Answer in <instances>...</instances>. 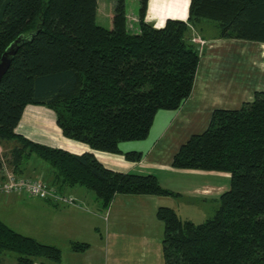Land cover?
<instances>
[{
    "label": "trees",
    "instance_id": "1",
    "mask_svg": "<svg viewBox=\"0 0 264 264\" xmlns=\"http://www.w3.org/2000/svg\"><path fill=\"white\" fill-rule=\"evenodd\" d=\"M111 1L105 28L95 22L97 0H0V57L18 39L0 79V146L12 143L4 156L22 176V162L34 154L48 164L47 183L58 191L84 187L102 207L116 195L176 194L152 174L114 171L91 152L70 153L16 133L27 105L51 110L63 137L139 161L140 152H122L120 145L144 140L157 111L178 110L188 99L203 51L191 34L214 28V39L259 43L264 60V0H189L186 19L167 18L160 27L145 21L149 0H137L130 23L126 0ZM170 167L225 173L229 184L200 223L157 208L164 264H264V90L237 109H212L203 131L178 146ZM88 246L70 244L73 252ZM8 253L15 264L62 258L58 247L0 220V258Z\"/></svg>",
    "mask_w": 264,
    "mask_h": 264
},
{
    "label": "crops",
    "instance_id": "2",
    "mask_svg": "<svg viewBox=\"0 0 264 264\" xmlns=\"http://www.w3.org/2000/svg\"><path fill=\"white\" fill-rule=\"evenodd\" d=\"M151 2L152 0H149L148 2L145 21L150 24L152 23L155 27L163 25V22L160 23V20L164 21L167 18L184 20L187 17V15L185 17H170L164 14L154 15ZM204 51L205 49L203 48V54ZM209 61L206 64H202V62L199 61L191 94L181 108L175 111H159L161 113H158V116L163 123L162 125L159 123L156 128L155 126L153 127L155 128V131L152 140L143 143H133V147L130 149L120 148L122 152L131 150L140 152L142 157L139 161L126 160L120 154H110L92 150L86 144L63 137L60 129L55 123V118H53L50 113L51 110L42 106L27 105L23 110L21 119L15 128V132L27 139H31L35 133L30 129L32 128L30 123H33L34 120L41 121L42 117H44L48 123L47 127L49 130L55 133L53 134L45 128L34 127V129H40L43 131L42 137H37L42 140L44 144L49 146L53 145L56 148H61L74 154L91 152L101 164L111 170L137 175L152 174L157 178L159 184L163 188L170 189L168 188L170 187L169 183L173 181L177 175L187 176L190 172L196 171L181 170V172H179V170L170 167L171 157L180 144L172 143L171 145H168L171 149L167 150L168 152L166 153L165 159H162L163 157L160 156V149L162 150L160 145L167 138V130L173 124L178 126L184 123L187 119L184 112L187 108L186 106H191L192 109H196L201 114L196 115V117L198 116V119L201 120V124L193 129L206 127L212 109L218 107L221 108L223 106L221 99L222 94L220 92L208 93L207 89L211 88V85L213 86L220 82L227 85L230 82H237V86L235 87L237 91H243L244 88L239 83L238 79H236L238 78L236 75H229L231 79L222 78L220 76L215 80L210 73H212V70H215L217 62ZM246 68L245 74L249 75L248 63L246 64ZM261 71H264V69ZM241 73L244 72L241 71ZM226 91L229 90L227 89ZM247 98H252L251 92L247 94ZM232 100L233 102H236V96H233ZM37 114H41V116H38L39 118H37ZM169 120L170 126L166 132L160 135L159 132L167 126ZM176 122L178 125L175 124ZM35 125L41 127L44 126V123L36 122ZM200 125L202 126L199 127ZM52 136L54 138H51ZM179 137L186 140L188 136L180 133ZM157 153L159 156H157ZM24 170L27 169L23 168L21 173L26 175ZM33 172V175H36L37 172ZM200 172L201 171H198L195 174H206L210 177H218L226 180L228 178V175L225 173L222 174L213 171ZM45 173L49 175L50 171L44 169V174ZM202 187L203 188L198 189L196 187L188 188V186H183L182 191H184V193L206 196L213 190L215 192L218 191L219 194L228 188V186L224 187L221 185ZM59 191L72 198L79 206L63 205L60 203L56 204L36 197L15 194H1L0 204L8 205L13 202V200L9 201L11 196L14 198H36L40 201L38 205H40L39 208H41V210L46 212L49 210V212L56 217L54 221L50 218L49 225L46 226L45 231L41 232V235L43 234L50 238L45 240L48 242H45L44 244L56 246L61 250L62 258L59 264H164L161 252L163 225L156 218L155 214L158 207H169L175 211L176 208L173 207L171 203H168L167 200L172 201L178 199L180 197L179 191L177 197L116 195L106 207H102L100 202L95 199L93 193L84 187L66 186ZM218 194L216 193L215 195ZM0 215L3 216L0 217V220L8 225L9 222L6 220L7 214ZM16 225L17 222L16 224H13L14 227H16ZM44 236L40 238H43ZM38 240L41 242L44 241V239ZM72 242H84L89 246L83 252H73L70 248ZM11 259L10 255H3L0 258V264H8V262H11Z\"/></svg>",
    "mask_w": 264,
    "mask_h": 264
},
{
    "label": "rangeland",
    "instance_id": "3",
    "mask_svg": "<svg viewBox=\"0 0 264 264\" xmlns=\"http://www.w3.org/2000/svg\"><path fill=\"white\" fill-rule=\"evenodd\" d=\"M151 3H152L151 4L152 12L154 13V15L164 14L170 17L171 16L185 17L188 12L189 0H152ZM97 6L98 7L95 17V22L97 25L106 28L109 26V16H110L109 12L112 7V1L97 0ZM125 10L127 14L126 18L130 23V21L136 18L134 17V15H137V10H138L137 0H126ZM162 22L163 21L160 20V23ZM202 31L203 34H199L198 32L196 33L194 32L193 34H191V37H195L201 40V42L199 41V43L202 44L201 49L203 48L205 49L204 54L201 53L200 62H202V64H206L209 60H211L209 62H217L215 70H212V73H210L215 80L218 79L220 76L222 78L231 79L229 75L232 76L236 75L238 76V78L236 79H238L239 83L244 87L243 91L241 90L237 91L235 89V87L237 86V82H230L228 84L229 86L227 84L220 82L213 86L211 85V88L207 89L208 93L220 92L222 94L221 95L222 104L223 106H226L224 108L237 109L239 108L242 102L251 100V98L249 99L247 98V94L249 92H251L252 95L253 91L264 90V71H261L264 69V60H263L261 44L256 42H248V41H240V40L214 39L213 37L215 36V32H216L214 28L203 29ZM203 36L205 37V39H203ZM195 45L197 46V44ZM247 63L249 64V75L245 74V71L247 69L246 68ZM241 71H243L244 73H241ZM227 89L229 91H226ZM233 96H236L237 98L236 102H233L232 100ZM186 107L187 108L184 112L185 115L187 116V119L184 121L182 125H178V123L176 122L175 124H177L178 126L173 124L168 129V127L170 126V120H169L167 122V126L159 132V134L162 135V133L166 132V130L168 129L166 132L167 138L160 145V148H162V150L159 148L161 152L160 156L163 157L162 159H165L166 153L168 152L167 150L171 149V147H169L168 145H171L172 143L179 145L185 141L183 140L182 137H179L180 133L189 136L192 133H199L204 129V127H201L202 125L199 126L201 127V129L200 128L193 129L197 127L199 124H201V120L198 119V116L196 117L197 114L198 115L201 114L196 109H192L191 106H186ZM159 111H167V110H159ZM159 111H157V113L155 114L152 126L149 130L147 137L144 140L123 142L120 148L130 149L133 147L132 146L133 143H143L152 140L156 126L159 123H161L160 125H162L163 123V121H161L158 116V113H161ZM50 113L53 116V118H55L54 113L52 111H50ZM38 116H41V114L36 115L37 118H39ZM36 122H43L44 126L41 127L36 126L35 125ZM47 125L48 123L46 122L44 117H42L41 121L34 120L33 123H30V126L32 127L30 129L35 134H33V137L29 140L42 145L49 146L47 144H44V142L37 137V136L42 137L43 131H41L40 129L39 130L34 129V127L45 128L46 130L51 132V130H49ZM154 126L155 128H153ZM51 138L54 137L52 136ZM11 146L12 143H5L4 145L0 146L1 153L4 154L8 152ZM157 156H159L158 153ZM21 166L22 168L27 169L24 170L26 174L23 175L24 177L31 176L30 178H41L43 181L48 182L47 180L49 176L46 173L44 174V169L48 170L49 168L48 164L42 161L41 159H39L34 154L31 155L28 158V160L23 161ZM32 170L37 172L36 175H33L34 172ZM179 172H181V170H179ZM196 172H190V174L187 176L177 175V177H175L173 181L169 183L170 187L168 188L170 189L168 190L176 194V196L173 197H177L179 194L180 197L172 201L170 200L167 201L168 203H171L173 207L176 208L175 212L181 219L190 220L194 223H200L212 215L216 206L214 200L217 195L215 194L216 193L218 194V191L215 192L213 190L209 195L201 196L197 194L184 193V191H182L183 186H188V188L196 187L198 189L203 188L202 186L214 187L221 185L226 187L229 184V179L227 178L226 180L218 177H210L206 174L196 175L195 174ZM10 200H13V202L9 203L8 205L0 204V214H7L6 220L9 222L8 225L13 229H15L18 233L34 238L35 240L44 239V241L42 242L38 240L41 243L48 242L45 240L50 238L46 235L45 236L43 234L41 235V232L45 231L46 226L49 225L50 218L54 221L56 217L52 213H50L49 210H47V212L41 210V208H39L40 205H38L40 201L37 200L36 198H28V199L14 198L13 196H11L9 198V201ZM0 217L3 216L0 215ZM16 222L17 225L16 227H14L13 224L14 223L16 224ZM42 236L44 237L40 238ZM7 255H10L12 258L10 260L11 262H8V264H15L13 260L14 253H8Z\"/></svg>",
    "mask_w": 264,
    "mask_h": 264
},
{
    "label": "built area",
    "instance_id": "4",
    "mask_svg": "<svg viewBox=\"0 0 264 264\" xmlns=\"http://www.w3.org/2000/svg\"><path fill=\"white\" fill-rule=\"evenodd\" d=\"M190 41L202 48L201 40L191 37ZM203 41V40H202ZM200 45H199V44ZM0 194L27 195L42 200L63 205L79 206L72 198L60 193L54 186L43 181L41 178H30L17 175L7 162L6 157L0 151Z\"/></svg>",
    "mask_w": 264,
    "mask_h": 264
},
{
    "label": "water",
    "instance_id": "5",
    "mask_svg": "<svg viewBox=\"0 0 264 264\" xmlns=\"http://www.w3.org/2000/svg\"><path fill=\"white\" fill-rule=\"evenodd\" d=\"M18 42V39H16L5 51L4 53L1 55L0 57V79L3 76V74L6 72L10 61L13 57V55L16 52V44Z\"/></svg>",
    "mask_w": 264,
    "mask_h": 264
}]
</instances>
